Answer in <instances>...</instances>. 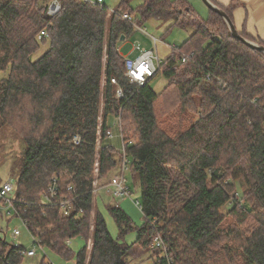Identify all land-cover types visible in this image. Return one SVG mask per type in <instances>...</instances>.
<instances>
[{"label": "trees", "instance_id": "obj_1", "mask_svg": "<svg viewBox=\"0 0 264 264\" xmlns=\"http://www.w3.org/2000/svg\"><path fill=\"white\" fill-rule=\"evenodd\" d=\"M129 1L109 15L104 4L59 0L50 16L51 0H0V129L10 126L24 144L13 216L44 249L75 264H127L143 251L167 264L152 247L157 235L173 264H264V54L234 39L210 9L204 18L187 0H141L135 10ZM213 4L232 21L236 2ZM150 18L191 30L158 63L155 75L166 79L159 93L150 86L155 75L129 82L118 50L121 36ZM236 30L264 47L245 27ZM111 117L132 141L126 154L144 223L135 228L115 203L105 208L119 237L136 232L132 244L114 239L92 205L95 179L107 181L120 162L107 137ZM77 236L86 244L74 254L65 240ZM24 250L0 236V264H21Z\"/></svg>", "mask_w": 264, "mask_h": 264}, {"label": "rangeland", "instance_id": "obj_2", "mask_svg": "<svg viewBox=\"0 0 264 264\" xmlns=\"http://www.w3.org/2000/svg\"><path fill=\"white\" fill-rule=\"evenodd\" d=\"M120 1L121 0H103V4L108 8V11H114ZM187 1L199 13L200 16L204 18L207 16L208 8L202 0ZM140 4L141 0L129 1V7L133 10H135ZM134 15H138V13L135 11ZM142 27L145 28V33L141 30H138L136 27H133V32L125 40V44L127 45L125 48L121 49V53L123 55H128L129 51H131L132 49L133 43L135 42H138L140 44V47L142 48L152 49V38H155L158 40V43L155 47V63L157 65L169 55L171 47L180 46L186 40L188 34H190L191 31L189 28L182 29L175 26L170 27L169 21L157 20L154 18H150L145 21L142 24ZM45 49L46 45L42 46L37 55H40ZM137 53L138 51L135 50L134 54L129 56L133 58ZM165 84L166 79L161 74H156L150 80V86L156 93H159L164 88ZM114 121L115 118L111 117V124L114 123ZM111 131L113 134V138L109 139V143L115 148L118 153L120 148L118 128L112 125ZM23 148L24 144L20 138V135L14 129H12L8 125H5L0 129V183L10 182L12 185L15 184L17 177L16 164ZM119 158L120 155L118 156V159ZM128 159L129 162H131V159L129 157ZM119 163L120 162H118L116 171H114L111 177L117 173ZM125 176L127 179V186L131 191L129 198L118 200L112 198L106 193V190L103 189V186L110 181L111 177L105 182L95 179L93 188L98 191L96 192V194L92 193V205L95 207L96 199V206L105 219L108 232L114 239H117L121 243L132 244L136 239V232L131 231L123 237H119L117 226L105 208V204L108 203L118 204L131 219V222L135 228L142 226V224L144 223L141 211L134 204V201L136 200L140 203V189L138 185L133 184L129 171L126 172ZM15 228L19 230V234L13 238L12 233ZM0 236H5L7 242L22 245L25 249H33L35 247L26 228L23 227L21 222L13 216V213L8 214L6 212V209L3 208L0 210ZM85 244L86 242L84 238H82L81 236H77L69 240L68 248L72 251V253L76 254ZM89 248L90 245L88 249ZM44 252L46 254L45 262L50 261L53 264H75V260L73 257L70 259H64L61 256L50 251L49 249H44ZM152 253L153 252L150 251H143L141 253H138L134 257L129 258L127 264H154V260L151 257ZM41 259L42 254L40 251H38L37 255L33 258L25 257L21 264H39Z\"/></svg>", "mask_w": 264, "mask_h": 264}, {"label": "built area", "instance_id": "obj_3", "mask_svg": "<svg viewBox=\"0 0 264 264\" xmlns=\"http://www.w3.org/2000/svg\"><path fill=\"white\" fill-rule=\"evenodd\" d=\"M86 1V0H83ZM93 5L102 6L103 0H92L88 1ZM60 10V4L59 0H51V2L48 4L47 7V14L52 16L55 15ZM113 14L114 11H109L108 14ZM121 19L123 21H126L127 23L134 24V19L131 15L125 13L121 15ZM138 30H141L145 33V28L142 26H134ZM45 30L40 31L38 35V39L45 36ZM153 42V48L152 49H146L140 47V44L138 42L133 43L132 45V51L135 52L138 51V53L133 58H124V67L125 72L124 76L129 80L130 83H134L137 85H143L145 82H147L150 78H152L156 71H157V64L155 63L156 55H155V47L158 43V40L155 38H152ZM110 82L112 84L116 85L115 89V97L120 99L122 98V90L117 85V82L114 78H111ZM120 125V117H115L114 126L117 128ZM107 137L109 139L113 138L112 132H107ZM118 137L120 139V148H119V155H120V163L118 167L117 173L111 177L110 181L103 186V189L106 190V193L111 196L114 199L123 200L125 198H129L131 191L130 188L127 186V179H126V172L129 171L130 168V162L126 154V147L132 144V141H124L121 138V134L118 133ZM72 142L74 144H78L80 142L79 136L75 135L73 136ZM66 190H71V185L68 183V180L66 181ZM13 190L14 185H12L10 182H4L0 183V210L6 209V212L8 214L15 213L14 209V202L15 199L13 198ZM98 190L94 189L92 190V193L97 192ZM57 187H56V178L53 175L52 176V182L48 186L47 194L43 195V200L45 203L50 204L54 196L56 195ZM95 196V195H94ZM135 206L141 210L140 203L136 200L134 201ZM118 205V204H116ZM11 209V210H10ZM71 203L68 200H63L61 203V212L63 214L68 215L71 211ZM21 224L23 227H25V222L21 221ZM19 234V230L15 228L13 230L12 236L13 238L16 237ZM30 235V238L35 245L33 249H25L23 251V254L27 258H33L37 255L38 251L41 252L42 258L46 259V254L44 252V248L39 244V238L34 235ZM70 239H66L65 243H69ZM153 248L159 249L161 251L160 257L165 258L167 264H173L172 258L167 253V248L163 244L162 239L159 235H157L153 240ZM45 264H53L52 262H45Z\"/></svg>", "mask_w": 264, "mask_h": 264}, {"label": "crops", "instance_id": "obj_4", "mask_svg": "<svg viewBox=\"0 0 264 264\" xmlns=\"http://www.w3.org/2000/svg\"><path fill=\"white\" fill-rule=\"evenodd\" d=\"M216 5L226 6L231 1L236 2L233 10L232 21L236 29L245 27L247 33L259 38L264 43V0H212ZM124 41V42H122ZM118 45L119 53L123 58H131L129 55L134 51H129L128 55H123L121 49L125 48V40ZM96 206V199H95Z\"/></svg>", "mask_w": 264, "mask_h": 264}, {"label": "water", "instance_id": "obj_5", "mask_svg": "<svg viewBox=\"0 0 264 264\" xmlns=\"http://www.w3.org/2000/svg\"><path fill=\"white\" fill-rule=\"evenodd\" d=\"M204 2V4L206 5V7L216 13H218L226 22V24L228 25V28L230 30V33L232 35V37L234 39H237L239 41H241L243 44H245L246 46L252 48V49H256L259 50L260 52H262L264 54V47H261L257 44L251 43L247 40H245L244 38H242L238 33L237 30L235 29V26L233 25L232 21L228 18V16L225 14V12H223L222 10H220L217 6H215L212 2H210L209 0H202ZM123 36H121V41L123 40Z\"/></svg>", "mask_w": 264, "mask_h": 264}]
</instances>
